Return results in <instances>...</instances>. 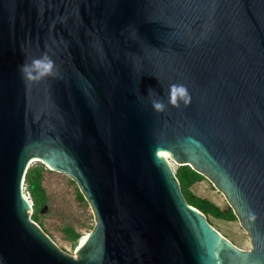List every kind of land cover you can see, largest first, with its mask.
Segmentation results:
<instances>
[{
    "label": "water",
    "instance_id": "water-1",
    "mask_svg": "<svg viewBox=\"0 0 264 264\" xmlns=\"http://www.w3.org/2000/svg\"><path fill=\"white\" fill-rule=\"evenodd\" d=\"M45 53L57 75L26 83ZM172 83L191 104L156 113L149 87L167 102ZM161 152L222 190L250 248ZM33 158L94 213L74 256L30 216ZM0 264H264V0H0Z\"/></svg>",
    "mask_w": 264,
    "mask_h": 264
},
{
    "label": "rangeland",
    "instance_id": "rangeland-1",
    "mask_svg": "<svg viewBox=\"0 0 264 264\" xmlns=\"http://www.w3.org/2000/svg\"><path fill=\"white\" fill-rule=\"evenodd\" d=\"M166 158L174 171L178 163L175 162L169 154ZM41 162V160L33 158L29 165ZM43 164L46 166L43 182L47 190L49 203L40 211L42 225L40 226L37 221H34L44 232V229L48 231L45 233L59 248L74 256V249L81 238L76 244H72L71 241L65 238L61 227L66 223H71L82 232L83 237L91 230L90 226L95 223L94 213L88 201L86 199L82 200L79 197V192H81L80 188L77 182L69 174L51 169L45 163ZM23 186L26 196L31 200L24 184ZM192 190L196 194L215 202L223 209L230 205L222 190H220L212 180L206 176L204 179L194 183L192 185ZM31 213L32 211H30V216ZM208 219L216 229L231 240L236 246L243 249L251 247L249 235L244 226L240 223L238 217L232 220H227L224 218L209 216Z\"/></svg>",
    "mask_w": 264,
    "mask_h": 264
},
{
    "label": "trees",
    "instance_id": "trees-1",
    "mask_svg": "<svg viewBox=\"0 0 264 264\" xmlns=\"http://www.w3.org/2000/svg\"><path fill=\"white\" fill-rule=\"evenodd\" d=\"M45 168L46 166L42 162L29 165L24 177V185L32 201L31 218L37 221L40 226L42 225L40 211L49 203V197L43 182ZM174 173L187 202L201 210L207 216V219L209 216L224 218L227 220H232L237 217L230 205L223 209L215 202L196 194L192 190V185L204 179L205 176L195 170L191 165L178 164L174 169ZM79 197L82 200L85 199L82 192H79ZM93 226L94 224L90 226V229H92ZM44 230L45 232H48L46 229ZM61 230L64 233L65 238L71 241L72 244H76V242L82 237V232L71 223L64 224L61 227Z\"/></svg>",
    "mask_w": 264,
    "mask_h": 264
},
{
    "label": "clouds",
    "instance_id": "clouds-1",
    "mask_svg": "<svg viewBox=\"0 0 264 264\" xmlns=\"http://www.w3.org/2000/svg\"><path fill=\"white\" fill-rule=\"evenodd\" d=\"M21 78L26 83H36L44 80L48 77L56 76L58 73L55 61L51 59L46 53L40 57L32 58L31 60H25L18 66ZM167 102L161 98L154 89L149 87L148 98L151 103L152 109L156 113H164L168 106L174 108H180L181 105L187 107L191 104L192 96L189 88L183 83H172L168 86L167 90ZM249 219L254 221L256 214L250 213Z\"/></svg>",
    "mask_w": 264,
    "mask_h": 264
},
{
    "label": "bare ground",
    "instance_id": "bare-ground-1",
    "mask_svg": "<svg viewBox=\"0 0 264 264\" xmlns=\"http://www.w3.org/2000/svg\"><path fill=\"white\" fill-rule=\"evenodd\" d=\"M161 153H163V152H161ZM164 154H165V155H163L164 157H167V156H168V154H166V153H164ZM84 236H85V235H84ZM84 236H83V237H84ZM83 237H81V239H82ZM81 239H80V240H81Z\"/></svg>",
    "mask_w": 264,
    "mask_h": 264
},
{
    "label": "snow or ice",
    "instance_id": "snow-or-ice-1",
    "mask_svg": "<svg viewBox=\"0 0 264 264\" xmlns=\"http://www.w3.org/2000/svg\"><path fill=\"white\" fill-rule=\"evenodd\" d=\"M161 155L163 156V155H165L164 153H161Z\"/></svg>",
    "mask_w": 264,
    "mask_h": 264
}]
</instances>
